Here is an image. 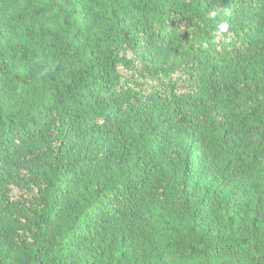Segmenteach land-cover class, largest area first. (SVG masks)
Returning a JSON list of instances; mask_svg holds the SVG:
<instances>
[{
    "label": "trees",
    "instance_id": "16d2710c",
    "mask_svg": "<svg viewBox=\"0 0 264 264\" xmlns=\"http://www.w3.org/2000/svg\"><path fill=\"white\" fill-rule=\"evenodd\" d=\"M0 264H264V0H0Z\"/></svg>",
    "mask_w": 264,
    "mask_h": 264
}]
</instances>
